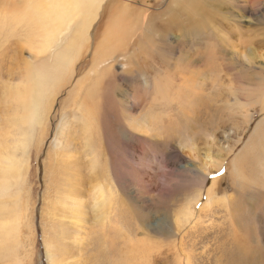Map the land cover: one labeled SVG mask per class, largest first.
Returning <instances> with one entry per match:
<instances>
[{"label":"rangeland","instance_id":"rangeland-1","mask_svg":"<svg viewBox=\"0 0 264 264\" xmlns=\"http://www.w3.org/2000/svg\"><path fill=\"white\" fill-rule=\"evenodd\" d=\"M126 3L140 22L126 50H109L105 36ZM90 38L71 82L82 80L81 98L68 99L71 85L63 88L43 145L41 128L23 155L30 130L12 120L4 88L18 81L23 58H35L17 36L0 33V55L6 52L0 152L14 147L29 161L27 173L0 197L15 208L10 215L18 223L15 237L2 241L0 264H242L238 251L253 246L258 258L264 253V0H105ZM156 77L176 78L172 94L150 96ZM95 81L91 98L86 91ZM82 101L98 116L96 133ZM144 115L151 124L137 132L131 123ZM189 143L201 156L212 151L218 167L202 171L201 156L183 146ZM98 183L113 195L110 208L94 205ZM73 187L78 193L63 192Z\"/></svg>","mask_w":264,"mask_h":264},{"label":"bare ground","instance_id":"bare-ground-1","mask_svg":"<svg viewBox=\"0 0 264 264\" xmlns=\"http://www.w3.org/2000/svg\"><path fill=\"white\" fill-rule=\"evenodd\" d=\"M104 2L105 0H0V33L5 32V34H9L11 37L17 36L21 50L31 51L34 54V61L37 57L39 60L38 62H34L23 58V69L17 75H20L18 81L10 83L4 88V97L9 105V115L12 117V120L27 123L30 130L29 138H25L21 144L23 155L26 153L29 141L32 143L35 135L40 134L41 128H43V131L38 141L39 144L42 143L43 145L49 133L50 114L63 88L71 85L75 74L76 60L82 55L86 46H90V29L97 19ZM6 4H10L11 9L2 7ZM114 13L116 14L115 21L109 33L105 36L104 46L109 50L124 51L136 32L140 17L138 14L136 16L131 15L132 11L127 3L117 7ZM205 25L204 21H202L199 27L203 28ZM181 44L183 42H180L178 45L181 46ZM138 45L140 46V42ZM106 53V51L99 52L100 56H104ZM4 55H6L5 51L1 53L0 57ZM245 56L250 61V58L247 55ZM82 83L80 79L71 85L68 99L70 98L76 102L81 98L84 88L81 87ZM96 85L98 86V81H95L87 89V96L94 98L92 95L96 93ZM149 86L151 89L150 96L152 95L153 97H151L154 100H160L172 94L176 86V78L163 79L156 77ZM150 98L148 99L150 100ZM83 100H85V97ZM64 101H62L63 106L59 112L61 115L64 114L65 109L63 108L66 107ZM80 103L81 113L87 114L88 123L92 126V131L96 133L98 116H91L92 114L89 112L91 108L83 101ZM94 106L96 105L94 104ZM153 116L154 114H151V117ZM150 120L149 116L144 115L131 123L132 128L137 132L142 131L147 127L148 123L151 124ZM60 134V131L59 133L57 132V139H59ZM183 146H187L192 153L196 152L195 154H199L197 158L201 156V153L197 151L198 148L193 146V144H183ZM4 148V152H0V197L8 196L10 188L16 184L19 178L27 173V164L29 163L28 158L23 159L16 154L14 147L11 150V148L4 145ZM207 151L199 158L202 163L200 169L206 173H210L218 166L215 163V155L212 154V151ZM65 173L68 175L73 174L77 177V173H73L71 170H66ZM196 174L197 178L201 177L202 181H204V175L200 172ZM69 185L71 186V184ZM63 192L68 195L78 193L74 187L63 189ZM94 196V205L98 209L110 208L113 195L105 193L101 183L96 185ZM73 203L80 206L78 201H73ZM10 211H15V208H11L8 201L0 200V247L2 246V241L9 242L14 238L18 229L16 216L10 215ZM186 214L189 216V219L193 216V212L190 210H187ZM99 217H101V220L107 217L106 211H101ZM75 238L79 239V236L76 235ZM249 248L246 247L245 253L249 254L252 252V256L247 260L243 248L238 251L239 255L242 256V264H264V253L259 254L257 258V255H254L258 250L257 247L253 246Z\"/></svg>","mask_w":264,"mask_h":264}]
</instances>
